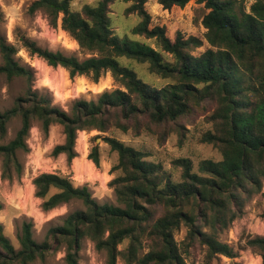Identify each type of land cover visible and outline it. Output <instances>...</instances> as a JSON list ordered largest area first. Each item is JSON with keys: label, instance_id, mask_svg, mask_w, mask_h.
<instances>
[{"label": "trees", "instance_id": "16d2710c", "mask_svg": "<svg viewBox=\"0 0 264 264\" xmlns=\"http://www.w3.org/2000/svg\"><path fill=\"white\" fill-rule=\"evenodd\" d=\"M73 1L34 0L30 11H43L53 25L60 18L62 28L90 56L50 50L26 35L18 36L19 42L30 56L62 66L71 78L86 76L97 83L111 72L119 86L94 99H73L68 110L54 105L51 97L33 88L34 70L19 62L18 47L2 33L0 8V75L27 83L26 93L0 111V140L8 133L9 122L20 118L14 138L0 144L2 177L12 180L22 175L20 154L29 150L27 139L34 121L44 133L53 124L63 126L65 140L53 154L64 153L69 162L78 156V131L96 130L100 134L94 138L103 136L118 154L110 173H120L108 184L117 204L100 203L87 184L77 186L70 176L40 173L33 184L35 195L43 199V210L74 201L83 207L59 217L61 223L51 225L43 241L34 237L33 222L23 219L17 230L20 248L0 223V264H31L62 247L65 264H80L84 239L106 252L107 264H117L119 258L126 264H188L195 245L202 248L205 264L221 256L236 258L238 251L220 235L243 215L264 184V0H252L249 9L246 0H157L160 10L183 9L190 3L204 10L202 37L178 31L173 39L164 25L154 23L148 0H122L129 3L125 14L139 17L131 34L155 40L159 49L114 32L110 13L118 0H96L80 10L73 9ZM162 51L172 60H166ZM121 58L146 63L151 73L170 82L152 86ZM207 99L215 104L206 117L212 128L200 140L217 148L222 159H202L197 171L189 157L174 159L173 167L180 170L178 180L162 163L149 161L147 152L104 135L114 129L135 136L147 131L166 140L177 132L182 143L184 121ZM88 158L100 166L99 145L91 147ZM181 228H186V234L178 241L175 234ZM125 241L127 245L120 248ZM245 245L258 251L264 264V235L249 237Z\"/></svg>", "mask_w": 264, "mask_h": 264}, {"label": "rangeland", "instance_id": "374dc122", "mask_svg": "<svg viewBox=\"0 0 264 264\" xmlns=\"http://www.w3.org/2000/svg\"><path fill=\"white\" fill-rule=\"evenodd\" d=\"M33 1L0 0V8L4 14V21L1 25L2 33L11 43L16 44L18 47L19 51L16 56L19 62L29 65L34 70L33 88L51 97L54 105L65 110L69 109V104L73 99H94L104 90L117 88L119 83L114 80L111 72H107L95 83L86 76L71 78L69 72L62 66L53 67L38 56H30L28 51L22 47L18 36L26 35L35 40L40 46L50 50H61L67 54H76L80 58L90 56L84 53L78 42L62 28L60 18L57 25H53L43 11L31 12L30 6ZM95 2L96 0H74L72 7L74 10H80L84 4H95ZM251 3L252 0H246L248 9ZM128 5L129 3L118 0L111 6L110 15L114 32L120 37L129 35L132 38L146 41L157 47L155 40L131 34V29L138 23L139 17L136 14H125L124 11ZM148 8L154 15V23L164 25L167 34L172 39L175 38L178 31L186 35L202 37L200 27V18L204 12L202 7L190 3L183 9L175 8L166 11L157 9V0H148ZM207 46L197 49L196 53H200ZM162 53L166 60H172L169 54L164 51ZM37 61L42 63L44 68L38 66L36 64ZM120 61L122 64L133 68L144 82L152 86L161 87L170 82L169 79H164L151 73L146 63H138L125 58H121ZM62 83L63 89L58 96L57 85ZM78 83L83 85V91L77 90ZM26 91L27 83L24 79L15 78L8 80L4 75H0V111L11 108L15 99L24 95ZM203 104V108L195 111L190 118L184 121L186 131L182 143L177 132H171L166 140H161L158 134L147 131L135 136L131 132L114 129L104 135H113L126 144L147 152L149 161L162 163L173 179L178 180L180 178V170L173 167L172 161L174 159L189 157L193 161L195 171L198 170V164L202 159H222V155L217 148L211 144L202 143L200 140L203 133L212 128V124L206 117L212 113L215 107V104L209 99L205 100ZM19 127L20 118L16 117L11 120L8 124V133L4 139L0 140V144L14 138ZM98 134L100 133L96 130L78 131L75 150L78 156L84 157L80 151L79 143L87 149L88 155L93 145H99L100 166L93 167V170L96 172L103 170V168L111 170L118 162V154L112 151L110 146L103 141V136L94 138ZM64 140L65 134L62 125L53 124L49 132L44 133L41 129V124L38 121H34L27 139L29 150L20 154L24 163L22 175L20 177L16 176L12 180L4 179L0 161V204L2 205L0 223L4 226L5 234L11 239L16 248H20L17 230L23 219L33 222L34 237L38 241H43L48 228L53 224L61 223L59 217L83 207L81 202L74 201L49 211L43 210V199L35 195V186L33 184V179L40 173L52 172L70 176L74 184L78 181H82L83 185L87 184L93 196L100 203L117 204L114 190L108 184L120 172L116 171L112 174L107 187H102L100 181L93 178V171L87 169L89 167H83L81 172L75 174L72 167L73 160L69 162L67 155L64 153L57 156L53 154L54 147L62 144ZM262 192H264V184ZM262 192L254 195L246 204L243 215L236 219L229 229L220 235V240L232 245L238 251V256L236 258L221 256L212 264L262 263V257L259 252L245 245L249 237L264 235V218L262 217L264 195ZM185 234L186 228H181L176 232L175 238L180 241ZM127 243L128 241L122 243L120 248H124ZM64 257L65 251L62 247L52 250L47 253L44 259L38 258L31 264H65ZM80 264H107L106 252L98 250L95 243L90 239H84L80 250ZM117 264L126 263L119 258ZM188 264H205L204 253L199 245H195L192 248L188 257Z\"/></svg>", "mask_w": 264, "mask_h": 264}, {"label": "crops", "instance_id": "0c3cea01", "mask_svg": "<svg viewBox=\"0 0 264 264\" xmlns=\"http://www.w3.org/2000/svg\"><path fill=\"white\" fill-rule=\"evenodd\" d=\"M84 142H85V140H84ZM79 146H80L79 147L80 148V151H81V153L83 154L84 157L76 156L73 159V161H72V167H73L74 173L76 174L78 172H81V170H82L83 167H89L87 169L89 171H93V176H94L93 178L96 179V180H98V181H100V183H101L100 185L102 187H107L108 182L112 178L111 177L112 174L110 173V169H107V168L104 169L103 168V170H99L97 172L94 171L93 170V167H95L96 164L92 160H90V159L87 158V156H88L87 149L84 148L82 145H80V143H79ZM87 180H88V177H87ZM81 182L82 181H78L75 184L77 186H81V185H83ZM259 259H260V257H259Z\"/></svg>", "mask_w": 264, "mask_h": 264}, {"label": "bare ground", "instance_id": "6f19581e", "mask_svg": "<svg viewBox=\"0 0 264 264\" xmlns=\"http://www.w3.org/2000/svg\"><path fill=\"white\" fill-rule=\"evenodd\" d=\"M36 64H37L38 66L44 68V65H42V63H40V62L37 61ZM76 88H77L78 91H83V89H84L83 85L80 84V83H78V85H77ZM57 89H58L57 93H58V96H59V95H60V94H59L60 91H62V89H63V83H62V84H58V85H57ZM80 140H81V139H80ZM79 142H81V141H79Z\"/></svg>", "mask_w": 264, "mask_h": 264}]
</instances>
